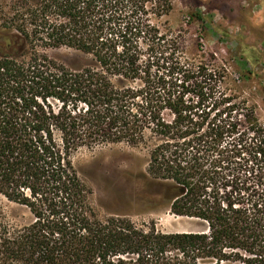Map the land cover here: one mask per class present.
Wrapping results in <instances>:
<instances>
[{
    "label": "trees",
    "instance_id": "16d2710c",
    "mask_svg": "<svg viewBox=\"0 0 264 264\" xmlns=\"http://www.w3.org/2000/svg\"><path fill=\"white\" fill-rule=\"evenodd\" d=\"M172 8L24 0L0 21V196L33 217L13 227L0 211V264H264V122L223 67L153 22ZM60 47L90 61L47 53ZM120 143L148 149L170 212L203 229L99 216L75 155Z\"/></svg>",
    "mask_w": 264,
    "mask_h": 264
},
{
    "label": "rangeland",
    "instance_id": "374dc122",
    "mask_svg": "<svg viewBox=\"0 0 264 264\" xmlns=\"http://www.w3.org/2000/svg\"><path fill=\"white\" fill-rule=\"evenodd\" d=\"M23 1L0 0V21ZM169 1L171 12L161 19L152 17L153 22L180 39L186 56H202L223 67L229 91L247 99L264 122V0ZM47 53L70 67L90 61L69 47L50 48ZM148 159L146 147L125 143L83 148L75 155L83 179L94 189L99 216L124 214L140 225L155 221L164 232L203 229L198 220L170 212L163 186L148 175ZM0 211L13 227L33 219L26 207L3 196Z\"/></svg>",
    "mask_w": 264,
    "mask_h": 264
},
{
    "label": "crops",
    "instance_id": "0c3cea01",
    "mask_svg": "<svg viewBox=\"0 0 264 264\" xmlns=\"http://www.w3.org/2000/svg\"><path fill=\"white\" fill-rule=\"evenodd\" d=\"M200 230V229H199Z\"/></svg>",
    "mask_w": 264,
    "mask_h": 264
}]
</instances>
